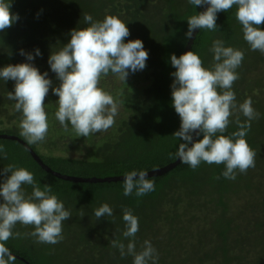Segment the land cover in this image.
Listing matches in <instances>:
<instances>
[{"label":"trees","instance_id":"obj_1","mask_svg":"<svg viewBox=\"0 0 264 264\" xmlns=\"http://www.w3.org/2000/svg\"><path fill=\"white\" fill-rule=\"evenodd\" d=\"M6 2L11 3V12L14 15L18 14L19 19L10 28L0 31V69L8 65L25 63L24 59L27 58L20 55L21 49L33 55L35 50L39 49L42 55L36 56L31 63L41 74L48 73L47 78L52 81L53 89L59 86L60 81L50 68L49 57L52 51H59L70 41L73 29L89 26L83 20V13L90 14L93 21L102 20L106 15L118 16L127 24L131 39L142 40L145 50L153 52L158 57V60H149L156 69L153 72L148 71L152 77L147 78V81L151 82L152 86L147 91L145 101L148 103L141 109L137 127L125 125L108 137L99 149L98 161L78 162L64 157L45 158L40 155L44 163L54 170L58 165L90 166L106 175L115 176L123 165L124 167L139 165L141 169L136 170L151 171L177 158L174 155L170 157L169 153L175 154L179 144L185 142L173 137L180 129L178 123L181 119L176 111L168 110L172 106V88L164 80H159L163 73L161 67L165 66L166 62V51L161 43L159 47H153V39L162 34L170 35L165 41L166 47L170 49L174 48L175 44L179 45L178 56L182 55L188 41L187 19L197 14V6L191 5L188 0H165L166 5L161 9L163 17L160 21L166 24V31L160 33L155 31L158 23L147 19L140 12L139 0H6ZM183 2L186 6L189 5L187 11L186 8L184 11L180 9ZM98 6L104 11L101 19L97 16ZM78 9L80 19H77L75 14ZM236 11L237 7L233 6L227 12H218L216 20L218 29L216 31L200 29L192 51L199 55L196 49L197 41L207 43V46L214 40L224 41L226 47L247 45L243 38L242 25L235 16ZM172 18L174 22L169 25ZM260 27L264 29V24ZM173 37H177L178 40ZM260 58L264 61V55H260ZM243 64L251 70L246 56ZM250 74L248 81L240 80L245 86L234 85L233 91L241 103L250 97L253 108L259 113V118L251 122V129L245 137L256 153L255 167L249 168L246 174L237 171L236 179L229 180L221 175L225 170L223 164L209 165L202 162L193 170L181 162L168 173L152 178L155 182V191L142 197H137L135 191L129 196H124L123 181L82 183L91 186V189L100 195L112 189L114 204L110 207L113 209V215L102 217L100 227L92 229V232L96 233L94 239L92 232L89 234L95 244L90 246L88 251L81 253L74 264H133L131 255L121 258L119 249L111 247L110 242L113 239L123 242L125 246L130 240L134 241L137 252L142 250L145 240L150 241L158 253L157 264H264V68L252 69ZM14 86L15 81L5 82L0 79V121L3 120L1 118L3 116L9 121H20L22 118V113L14 110L16 101L7 99V89L10 87L14 89ZM49 95H54L53 90ZM54 96L59 99L57 95ZM51 97L46 96L45 103ZM239 119L244 122L246 117L242 116ZM229 120L230 123L223 133L225 136H231L233 132L239 130L236 119L230 116ZM3 133L13 134L24 140L19 135L20 129L0 130V135ZM202 138L201 134L199 139ZM0 145L5 147L13 160H0V172L4 175L0 184L6 178L3 170L8 164L26 168L33 173L35 182L42 190L45 185H50L52 193L63 202L66 210L77 211L78 207L73 202L64 199L66 190L58 184H50L51 181L48 180V177H58L47 173L32 156L30 151L36 152L37 144L27 145L15 139L0 137ZM7 175L10 176L11 173ZM217 176L220 178L215 179ZM58 179L64 183L69 182ZM27 188L32 186L28 185ZM84 204L87 207V204ZM125 208L130 209L138 218L139 231L134 238L123 236L126 228L123 220ZM68 235L72 237L70 233ZM86 236L87 233L84 234V241L90 244L91 241ZM7 248L15 256V261L21 264H55L53 261L43 260L42 263L36 260L35 254L29 253L27 249Z\"/></svg>","mask_w":264,"mask_h":264},{"label":"clouds","instance_id":"obj_2","mask_svg":"<svg viewBox=\"0 0 264 264\" xmlns=\"http://www.w3.org/2000/svg\"><path fill=\"white\" fill-rule=\"evenodd\" d=\"M194 6L207 7L206 11L190 16L186 37L192 39L197 29L216 31L217 13L227 12L237 7L236 19L242 25L243 38L252 51L264 54V0H188ZM19 19L11 12V3L0 0V31L10 28ZM83 20L88 27L73 29L70 41L59 51H52L49 65L60 81L53 94L59 97L55 118L65 132L71 130L77 137H89L94 133L107 132L118 115V103L114 97L99 87L102 76L109 73L126 82L130 72L135 73L146 67L149 53L142 40L125 42L130 35L129 28L118 16L106 15L102 21H93L88 13H83ZM210 51L213 53V65L205 68L200 56L193 51L177 57L171 55L172 67L176 69L172 88V106L181 119L180 129L173 137L182 139L175 154L183 164L196 170L202 162L223 164L221 175L235 180L237 171L246 174L255 167L256 153L246 140L251 129V122L259 118V113L252 106L249 97L238 108L236 95L232 90L239 79L237 69L241 66L244 53L233 47H226L224 41L214 40ZM20 55L26 56L28 63L8 65L0 69V79L15 81L14 92L7 93V99L16 101L14 110L22 113L18 124L19 135L29 145L43 142L47 136L49 124L44 101L52 86L48 73H40L31 61L41 56L39 49L35 55L23 49ZM221 89L222 92H218ZM233 109L242 113L246 120L241 122L237 116L239 128L231 136H225ZM202 139L193 142V135ZM219 134V135H217ZM215 137V138H214ZM191 145V146H189ZM0 155L7 159V151L0 145ZM6 176L0 184V264H14L15 256L5 246L10 238L31 236L37 243L55 245L63 240V223L71 213L58 197L52 193L50 185L43 190L35 182L32 172L23 167L8 164L4 168ZM7 173H11L10 176ZM123 195L129 196L135 191L142 197L155 191V182L148 179L145 170H132L123 176ZM138 177V178H137ZM217 176L215 179H219ZM22 185L32 186L27 195ZM97 220L111 217L113 209L103 204L94 212ZM126 228L125 238H134L139 231L138 218L130 209L123 210ZM17 223L33 226L30 233L13 232ZM111 247L118 248L121 258L133 257V264H157L158 253L150 241L145 240L142 250L137 252L135 242L130 240L127 246L113 239Z\"/></svg>","mask_w":264,"mask_h":264},{"label":"rangeland","instance_id":"obj_3","mask_svg":"<svg viewBox=\"0 0 264 264\" xmlns=\"http://www.w3.org/2000/svg\"><path fill=\"white\" fill-rule=\"evenodd\" d=\"M101 18L102 15H100V19ZM152 18L159 19L160 15H153ZM102 20H98V21H102ZM155 31L164 33L166 31V26L157 25L155 27ZM168 38H170V35L168 34H162L156 37L155 39H153V47H159L160 46L159 43H161L166 51V62H165V66L161 67L163 73L159 78V80L160 81L164 80L171 87V85L174 82V77L171 74L175 72L176 69L172 67L170 58L172 54H175L177 57L180 56V55L178 56V51L180 49V46L175 44L174 48L168 49L165 45V41ZM173 38L178 40L177 37H173ZM128 41H129L128 37H126L125 42L127 43ZM197 43L198 45L196 49L199 51V56L203 62V66L205 68H211L213 65V53L210 51L212 44L207 46V43L204 42L197 41ZM230 47L241 50L244 53V56L247 57V63L250 62V67H251V70H248L242 61L241 66L236 70L239 75V79H237L232 86V90H234V85L245 86L240 80L248 81L249 77H251L250 72H252V69H256L259 67H261V69L264 68V61L261 60L260 58V55H264V54H261L258 50L252 51L248 44L241 46L231 45ZM150 54L155 56L156 59L158 58L156 54H153V52H150ZM24 61L25 63H28L27 59H24ZM259 62H261V64ZM143 70L147 71V66ZM117 89L118 88H116L112 92V95L115 100H117ZM52 90H53V86L50 87L47 96H49V93L52 94ZM7 91L14 92V89L10 87V89H7ZM217 91L222 92L221 89H217ZM53 98L54 96L51 97L50 103L44 106L45 108H47L46 113L48 116L49 129L45 140L43 142L37 143L39 152L45 158L48 156H56V157L68 158L78 162L86 161V160L89 162L98 161V154L97 155L95 154L96 145L100 144L101 140L106 136L107 132H101L99 136L98 133H95V137L91 143L89 142V137H77L75 133L71 130V126H69V131L65 132L62 126L60 125L59 121L56 120L55 118V112L58 110V103L57 100H54ZM121 99H122L121 107L118 109V111H120V113L123 114L125 112L124 106L126 102L123 100V97H121ZM235 103L237 105V108L239 104H241L237 95H236ZM168 110L175 112L173 106H170ZM232 111H233V114L231 115L232 118L237 119V116H239V118L243 116V114L239 113L237 109H233ZM126 113L131 115L133 113V110L132 109L130 111L126 110ZM1 118H3V120L0 121V130L19 129L18 124L20 121H9L4 116ZM178 124L179 126L181 125V120L179 121ZM113 130L115 129L112 126L108 131H110L111 133L116 131ZM102 146H100V148ZM0 160L1 161L4 160L2 155H0ZM6 161H13L10 158V155H8ZM136 169H141V167L139 165H135V166L130 165L124 167L123 165L121 166L120 171L117 173V175H125V173ZM56 170L64 174L73 175L76 177H83V178H90V177L101 178L103 176H109L103 172H99L97 168H91L90 166L63 167L58 165L56 167ZM0 180H2L1 177ZM48 180L51 181L50 184L52 185L58 184L62 188H64L66 190V194H65L66 196L64 197V199H66L67 202H73L78 207L77 211L74 209L70 210L69 212L71 213V217L68 220L62 222L63 240L55 245H51V244L37 243L35 241V238L31 236L22 235L21 238H10L6 242L5 246L12 248L14 250L27 249L29 253L33 252L35 254L34 258L36 260H40L42 263L43 260L44 261L48 260V261H53L55 264H74V261L80 257L81 253L88 251L89 247L95 244L93 240L90 239L89 233L92 232L93 228L98 229L100 227V220L102 217L97 220V218L94 215V212L97 208H99L105 203H107L109 206L114 204L113 201L114 196L111 193L112 189L108 191L106 194L104 193L100 195L97 192L93 191L91 189V186L87 184H82V183L76 184L75 182L64 183L58 178H53V177H48ZM27 187L28 185H23L24 189H26ZM91 195L92 198H90ZM184 202H186V199H184ZM84 203L87 204V207ZM185 204L186 203H184V205ZM33 230H34L33 226H24L20 223H17L13 229V232L14 233L20 232L21 234H24V233H30ZM68 231H72V232H68ZM68 233H70L72 237H70ZM85 233H87L86 238L91 241L90 244H86L84 241ZM95 236L96 233L92 232L93 239ZM14 264H21V263L18 261H14Z\"/></svg>","mask_w":264,"mask_h":264},{"label":"flooded vegetation","instance_id":"obj_4","mask_svg":"<svg viewBox=\"0 0 264 264\" xmlns=\"http://www.w3.org/2000/svg\"><path fill=\"white\" fill-rule=\"evenodd\" d=\"M139 1L141 3L143 0H139ZM140 3L138 4L139 10H140V12L142 14H144L147 17V19L155 20L158 23L159 26L160 25L166 26V24H163L160 21L161 18L163 17V14H161V9L166 5L165 0H145L143 3H141V4ZM188 6L189 5L186 6L184 4V2H183V4L181 5L180 9L184 11L185 8H186L185 11H187L188 10ZM138 7H137V11H138ZM203 8H204V6H197V8H196L197 9V14L199 12H202ZM96 11H97V16H100V15L104 14V11H103L101 6H98L96 8ZM75 14L77 16V19H80L79 9L77 11H75ZM153 15H160V18L159 19H153L152 18ZM173 22H174V20L172 18L171 21L169 22V25H171ZM128 40L129 41L133 40V39H131L130 35L128 36ZM148 53H149V56H148V59L146 61L147 71L140 70V71H137L135 73H131L130 72L129 76L127 77L126 82L119 80L112 73H109L107 76H102L101 77L100 83H99V87H101L106 92H108V93H110L112 95V92L116 88H118L117 89V100H116L118 105H119L118 109L121 107V102H122L121 97H123V100L126 102V104L124 106L125 112L123 114H121L120 111H118V115L115 117V124L113 125V128L116 131L113 130V131H115L113 133H111L110 131H107L106 136L101 140L100 144L96 145V151H95L96 155L99 152L100 146H102V144L105 143L106 140H108V137H110L112 134H115L118 131V129H121L125 125H128V124H131V126L137 127V125L139 123L138 119H139V116H140V113H141V109L144 108L145 103H148V102L145 101V99L147 97V91L150 90L151 86H152V83L147 81V78L152 77V74H150L148 71H152V70L156 69L149 62L150 59L156 60V57L151 55L150 52H148ZM49 96L53 97L54 95H49ZM53 99L57 100L55 98V96H54ZM45 102L46 101H44V104H45L44 106L48 105L50 103V100L47 103H45ZM131 109L133 110V113L131 115L127 114L126 110L130 111ZM45 111H47V108H45ZM4 131H8V130H4ZM99 134H101V133H98V136H99ZM3 135H4L3 136L4 138H8L7 136H10L11 139H15V140H18L19 142H21L23 144H27L26 141H24L23 139L15 136L13 134L3 133ZM94 137H95V133L91 134L89 136V142L90 143L93 141ZM27 145H29V144H27ZM34 153L36 155H38L39 157L43 156L39 152L38 147L36 149V152H34ZM31 154H32V152H31ZM0 177L3 180L4 175L1 173ZM22 189L24 190V192L27 195L32 191V188L24 189L23 185H22ZM0 203H3V201L0 200Z\"/></svg>","mask_w":264,"mask_h":264},{"label":"water","instance_id":"obj_5","mask_svg":"<svg viewBox=\"0 0 264 264\" xmlns=\"http://www.w3.org/2000/svg\"><path fill=\"white\" fill-rule=\"evenodd\" d=\"M210 5H204L203 11L207 10V7H209ZM200 29H197L194 33H193V37L192 39H188L187 44L184 48L183 54L186 53L187 51H192L197 35L199 33ZM4 135H0V137H3ZM8 138H10V136H7ZM199 137L195 136V134L193 135V142H195L196 140H198ZM191 146V145H189ZM32 155L34 156V159L36 160V162L47 172L50 173L51 175H54L62 180L65 181H69V182H75V183H111V182H119V181H123L124 180V175H115V176H105V177H90V178H83V177H76L73 175H68V174H64V173H60L52 168H50L46 163H44V161L38 156L36 155L33 151ZM182 161L177 157L175 160H173L172 162L168 163L167 165L155 169V170H151V171H147L148 172V179H152V178H156V177H160L166 173H168L169 171H171L172 169H174L175 167H177ZM138 178V177H137Z\"/></svg>","mask_w":264,"mask_h":264},{"label":"bare ground","instance_id":"obj_6","mask_svg":"<svg viewBox=\"0 0 264 264\" xmlns=\"http://www.w3.org/2000/svg\"><path fill=\"white\" fill-rule=\"evenodd\" d=\"M187 44V43H186ZM103 177H105V176H103ZM112 183V182H111ZM92 184H94V183H92ZM98 184V183H97Z\"/></svg>","mask_w":264,"mask_h":264}]
</instances>
